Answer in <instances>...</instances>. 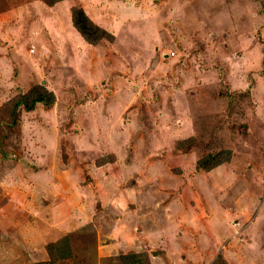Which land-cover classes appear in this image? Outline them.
I'll use <instances>...</instances> for the list:
<instances>
[{"label":"rangeland","instance_id":"1","mask_svg":"<svg viewBox=\"0 0 264 264\" xmlns=\"http://www.w3.org/2000/svg\"><path fill=\"white\" fill-rule=\"evenodd\" d=\"M263 42L264 0H0V264H264Z\"/></svg>","mask_w":264,"mask_h":264},{"label":"trees","instance_id":"2","mask_svg":"<svg viewBox=\"0 0 264 264\" xmlns=\"http://www.w3.org/2000/svg\"><path fill=\"white\" fill-rule=\"evenodd\" d=\"M61 0H46L49 4H54ZM73 11V24L77 30L81 33L84 39L90 44L96 45L102 40H114L115 35L108 31L106 28L101 27L96 24L86 13L83 7L76 6L72 8ZM264 44V42H263ZM264 53V45H263ZM263 69H264V58L262 60ZM57 101L56 93L49 89L45 83H36L33 84L28 91L23 92L19 98L14 102V110L23 106L25 110L32 111L36 108L37 104L43 103L46 106H53ZM231 149H222L217 153H208L202 158L198 159L197 168L205 169L207 171L212 170L213 168L223 164L224 162L231 161L232 158ZM61 246V245H57ZM56 246V247H57ZM61 248L64 250L63 245ZM54 256V254H53ZM124 264H135L138 260L137 253H129L122 257ZM45 263V262H43ZM42 263V264H43Z\"/></svg>","mask_w":264,"mask_h":264}]
</instances>
